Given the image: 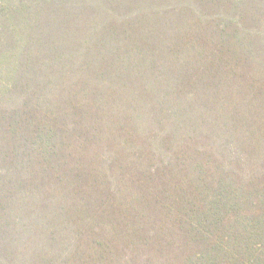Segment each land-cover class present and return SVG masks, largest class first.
Segmentation results:
<instances>
[{"label":"trees","instance_id":"trees-1","mask_svg":"<svg viewBox=\"0 0 264 264\" xmlns=\"http://www.w3.org/2000/svg\"><path fill=\"white\" fill-rule=\"evenodd\" d=\"M0 264H264V0H0Z\"/></svg>","mask_w":264,"mask_h":264}]
</instances>
